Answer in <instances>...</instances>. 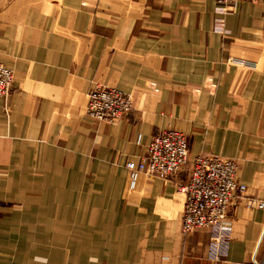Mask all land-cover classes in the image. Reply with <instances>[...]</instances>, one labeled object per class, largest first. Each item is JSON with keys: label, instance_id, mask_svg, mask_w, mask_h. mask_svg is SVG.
I'll return each instance as SVG.
<instances>
[{"label": "crops", "instance_id": "obj_1", "mask_svg": "<svg viewBox=\"0 0 264 264\" xmlns=\"http://www.w3.org/2000/svg\"><path fill=\"white\" fill-rule=\"evenodd\" d=\"M216 5L0 0V63L14 74L0 97V213L18 205L43 215L35 228L91 231L76 241L89 247L87 263L264 264V207L237 197L228 254L211 260L206 230L180 232L175 182L188 164L174 177L141 172L134 187L126 167L158 131L175 129L189 160H235L243 196L264 201V0L229 7L226 37L212 30ZM95 87L129 95L131 110L114 123L92 119ZM41 256L0 252V264Z\"/></svg>", "mask_w": 264, "mask_h": 264}, {"label": "built area", "instance_id": "obj_2", "mask_svg": "<svg viewBox=\"0 0 264 264\" xmlns=\"http://www.w3.org/2000/svg\"><path fill=\"white\" fill-rule=\"evenodd\" d=\"M212 30L223 37L229 35L225 25L228 9L240 0H216ZM14 82L13 71L0 63V97H6ZM132 107L129 95L113 87H95L88 95L86 113L96 121L114 123ZM140 137H138V141ZM188 139L175 129L158 131L146 146L138 162L126 163L130 186L138 175L174 177L188 164V177L175 182L177 192L184 195L180 232L183 235L203 229L209 234L206 257L220 260L227 256L231 241V225L226 221L230 206L237 197L249 208H262L264 201L243 196L246 185L237 178V163L211 154H198L189 160Z\"/></svg>", "mask_w": 264, "mask_h": 264}, {"label": "rangeland", "instance_id": "obj_3", "mask_svg": "<svg viewBox=\"0 0 264 264\" xmlns=\"http://www.w3.org/2000/svg\"><path fill=\"white\" fill-rule=\"evenodd\" d=\"M16 206L13 210L6 208L0 213V252L28 254L36 259L45 255V261L29 264H95L84 261L85 254L91 255L87 251L89 247L76 242L92 237L91 231L35 228L45 225V222L40 220L43 215L35 213L26 216L20 207ZM36 216L38 218L35 219ZM45 241L48 245L44 244Z\"/></svg>", "mask_w": 264, "mask_h": 264}]
</instances>
